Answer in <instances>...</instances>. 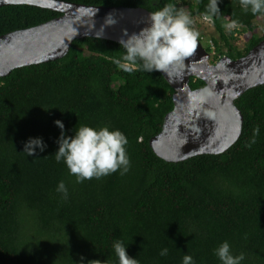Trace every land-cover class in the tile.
<instances>
[{"label":"trees","instance_id":"obj_1","mask_svg":"<svg viewBox=\"0 0 264 264\" xmlns=\"http://www.w3.org/2000/svg\"><path fill=\"white\" fill-rule=\"evenodd\" d=\"M61 1L154 12L166 3L180 8L184 0ZM194 1L189 13L204 17L209 0ZM219 8L211 20L218 39L203 42L216 61L238 60L264 39L254 32L264 14L244 11L239 0H221ZM60 15L26 5L0 7V36ZM225 17L252 33L243 50L232 42L239 28L227 32ZM124 54L119 43L84 38L60 60L0 77V264H119L112 247L118 239L138 264H182L186 254L196 264H221L214 250L225 241L234 256L244 254L241 264H264V85L235 101L244 125L225 153L166 162L150 140L174 110L176 91L161 72L139 65L124 71L116 63ZM189 86L206 83L192 76ZM57 120L68 136L78 126L121 131L128 172L77 183L55 160ZM37 137L46 150L23 154L25 142ZM60 181L67 200L56 191ZM164 248L167 256L160 255Z\"/></svg>","mask_w":264,"mask_h":264},{"label":"water","instance_id":"obj_2","mask_svg":"<svg viewBox=\"0 0 264 264\" xmlns=\"http://www.w3.org/2000/svg\"><path fill=\"white\" fill-rule=\"evenodd\" d=\"M26 5L61 15L39 26L0 36V77L12 71L66 57L72 43L96 38L121 44L128 35L150 26V11L125 6L84 5L61 0H0V7ZM109 16L116 20L109 25ZM209 53L198 39L193 57L179 75L161 74L176 91L174 110L160 134L150 140L155 154L166 162L178 163L199 155H219L240 138L244 116L235 101L248 90L264 85V39L244 57H223L210 65ZM206 83L192 90L190 78ZM182 111V112H180Z\"/></svg>","mask_w":264,"mask_h":264},{"label":"clouds","instance_id":"obj_3","mask_svg":"<svg viewBox=\"0 0 264 264\" xmlns=\"http://www.w3.org/2000/svg\"><path fill=\"white\" fill-rule=\"evenodd\" d=\"M220 3L221 0H209L203 18L208 21L214 17L218 18L221 14ZM239 3L246 12L250 10L253 15L264 14V0H239ZM224 19L222 26L227 32L241 27L238 20L229 21L226 17ZM107 23L112 25L116 20L109 16ZM193 25L194 19L188 11L182 7L178 8L173 3H166L161 9L150 13L149 27L131 35L125 32L128 38L120 42L125 53L123 62L117 60L116 63L124 71H131L130 66L139 65L147 73L162 72L167 77L174 72L179 75L186 61L193 57L197 49L200 33ZM199 40L204 41L203 38ZM200 92L207 94L208 89H202ZM55 124L61 130L55 160L57 163L62 161L67 166L70 175L76 177L77 183L93 178L101 179L118 171L121 175L128 172L130 168L126 150L128 140L121 131L110 130L107 126L99 129L78 126L75 134L68 136L62 121L57 120ZM256 131L258 132V129ZM46 148L47 145L42 138H30L24 144L23 154L28 157L35 156L37 149L43 153ZM56 191L62 194L63 199H68V189L63 181L58 183ZM112 247L119 264H138L137 259L128 255L123 241L116 240ZM160 255L167 256L168 249H162ZM214 255L221 264H241L245 259L243 253L234 256L227 241L214 250ZM95 264H100V261H95ZM182 264L196 262L192 256L186 254L182 258Z\"/></svg>","mask_w":264,"mask_h":264},{"label":"rangeland","instance_id":"obj_4","mask_svg":"<svg viewBox=\"0 0 264 264\" xmlns=\"http://www.w3.org/2000/svg\"><path fill=\"white\" fill-rule=\"evenodd\" d=\"M188 4L194 5L195 1L194 0H184L180 2V5L182 8H184L186 11L189 12ZM256 30L254 31L257 33L259 36L264 35V17H259L256 20ZM193 27L199 31L200 37L203 38V40L208 43L212 42L211 39H218V35L215 32L213 23L211 21L205 20L203 16H197L194 18V25ZM252 33L250 32H244L241 28L238 29V32L235 34L236 39L233 40L232 42L234 45L239 49L243 50L246 46V43L249 41L251 38ZM202 42V41H201ZM203 46L206 47V44L202 42ZM207 62L210 65H215L217 62L216 59L213 58V55H209Z\"/></svg>","mask_w":264,"mask_h":264},{"label":"bare ground","instance_id":"obj_5","mask_svg":"<svg viewBox=\"0 0 264 264\" xmlns=\"http://www.w3.org/2000/svg\"><path fill=\"white\" fill-rule=\"evenodd\" d=\"M180 112H182V111H180Z\"/></svg>","mask_w":264,"mask_h":264}]
</instances>
